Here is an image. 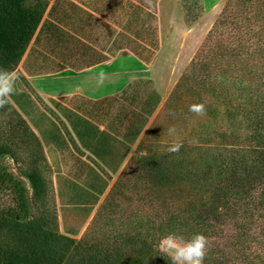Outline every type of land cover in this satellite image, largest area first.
<instances>
[{
    "label": "rangeland",
    "instance_id": "rangeland-1",
    "mask_svg": "<svg viewBox=\"0 0 264 264\" xmlns=\"http://www.w3.org/2000/svg\"><path fill=\"white\" fill-rule=\"evenodd\" d=\"M74 1L88 9L58 0L50 18L60 34L22 56L16 93L0 108V143L11 151L0 155V172L23 186L30 214L54 213L61 234L115 253L118 264H154L169 233L184 240L203 234V264H264V155L229 167V155L253 144L244 87L264 80V48H256L264 39V0H131L155 7L153 28L128 25L135 18L130 0ZM117 27L153 43L152 78L81 105L86 117L66 98H41L23 75L21 68L42 73L96 60L115 46ZM119 60L136 67L131 58ZM198 103L205 106L201 115L189 111ZM177 141L179 152H168ZM31 167L46 184L39 201L25 177ZM233 177L246 196L234 197ZM14 205V190L0 184V255L18 245L8 227Z\"/></svg>",
    "mask_w": 264,
    "mask_h": 264
},
{
    "label": "trees",
    "instance_id": "trees-1",
    "mask_svg": "<svg viewBox=\"0 0 264 264\" xmlns=\"http://www.w3.org/2000/svg\"><path fill=\"white\" fill-rule=\"evenodd\" d=\"M69 1L72 7L79 6L76 1ZM57 3L58 0H53L47 12L48 17L42 21L48 6L47 0H0V69L14 70L32 39L34 44L42 37H57L60 34L59 24L50 18ZM126 6L131 19L135 17L129 22V26L154 27L155 7L146 10L143 4L131 0L126 2ZM258 12L259 18H264V4L260 6ZM142 16L144 18L139 20ZM112 34H114L112 42L115 46L110 48L107 54L100 53L99 58L94 61L105 60L108 55H115L120 50H129L143 62H150L155 51L153 43L130 36L120 27L117 30L113 29ZM257 47L264 48V39H256ZM261 57L264 59V56ZM244 91L246 94L250 92V95L244 96L252 103L251 109L247 110L246 114L253 123L248 131L253 144L246 143L238 147L235 150V153L240 152L237 153V157L229 155V167L233 168H238L236 163L243 166H246L247 162L259 163L260 159L256 160V156L262 159L264 155V80L256 83L255 88L244 87ZM29 136L40 151L41 144L37 136L33 132H29ZM10 153L9 147L0 143V155ZM25 177L35 200H42L46 196L47 189L38 169L28 168ZM237 180V177H233L234 197L246 196V189ZM4 183L15 192V205L8 211L10 218L8 227L13 230L18 245L10 248L6 255H0V264H118L115 253L96 246H81L72 237L61 234L57 229L54 213L31 215L23 186L1 171L0 184ZM130 243L136 245L134 240ZM150 250L151 247L147 246V251ZM153 263L171 264V261L168 255L157 250Z\"/></svg>",
    "mask_w": 264,
    "mask_h": 264
},
{
    "label": "crops",
    "instance_id": "crops-1",
    "mask_svg": "<svg viewBox=\"0 0 264 264\" xmlns=\"http://www.w3.org/2000/svg\"><path fill=\"white\" fill-rule=\"evenodd\" d=\"M52 2L53 0L48 2L42 21L48 17L47 12ZM77 4L84 9H88L82 3L77 2ZM160 6L161 4H159L158 1L159 10H161ZM32 45L33 39L27 46L23 54L24 57H27L31 52H34L36 47L30 52ZM109 56L111 57L102 61H92L79 67L66 65L50 72L41 73L38 71H31L28 68L21 69L23 75L29 79L30 85L34 91L41 98H66L68 102L75 103L76 107L72 108V110H75L78 114L86 117V115L82 113L83 109L81 105L98 104L102 100L116 96V94L122 92L136 79L152 78V64L143 62L133 53L130 52L129 54L121 56H116V54L108 55V57ZM120 58L133 59L136 67L134 69H128L122 67V65L120 66ZM77 107L81 109H76Z\"/></svg>",
    "mask_w": 264,
    "mask_h": 264
},
{
    "label": "clouds",
    "instance_id": "clouds-1",
    "mask_svg": "<svg viewBox=\"0 0 264 264\" xmlns=\"http://www.w3.org/2000/svg\"><path fill=\"white\" fill-rule=\"evenodd\" d=\"M21 78V73L15 70L0 69V108H5L9 103L12 95L16 93V82ZM189 111L201 115L205 111L202 103L192 104ZM176 129L170 127L169 135H174ZM182 142H175L168 146V152H179ZM208 245L207 238L200 233L192 236L191 239L184 240L176 234L169 233L160 241V249L168 255L171 264H203L206 248Z\"/></svg>",
    "mask_w": 264,
    "mask_h": 264
}]
</instances>
